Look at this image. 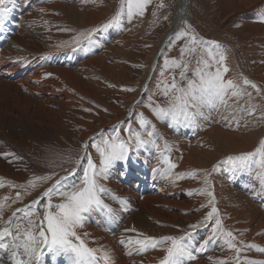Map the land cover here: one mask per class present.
I'll use <instances>...</instances> for the list:
<instances>
[{
  "label": "bare ground",
  "instance_id": "bare-ground-1",
  "mask_svg": "<svg viewBox=\"0 0 264 264\" xmlns=\"http://www.w3.org/2000/svg\"><path fill=\"white\" fill-rule=\"evenodd\" d=\"M69 1L75 2L73 6L77 5L83 9L79 16L71 12L72 8L66 10L63 15L62 10L57 7V0H14V3L7 5L11 11L0 15V87L4 90H0V126L14 135L21 137L23 133H32L38 139L43 132L54 133L62 126V120L64 119L62 117L70 105L80 100L81 96L88 99L90 96L95 98L100 94L101 87L99 88V86L102 85L101 82L98 81L99 83H95V86L91 84L86 77L85 67L95 63L101 65L102 56L87 60L88 57L86 58L84 55L86 52L85 42H82L77 50L72 49L60 55L55 54L50 49L55 46L57 39L62 36L61 32L64 29L62 24L65 21L71 23L79 21L84 25H90L99 23L107 13L104 14L102 7L85 11L88 7L87 0ZM209 3L214 4L212 7H214L215 13L223 26L233 28L238 20H242L241 27L234 31L231 29L232 32L227 36L226 33L217 30L221 27L215 28L216 26H213L210 22ZM65 5L63 4V6ZM262 8H264V0H175L172 27L167 30L159 42L153 57L152 69L145 77L141 91L133 99V95L129 96L122 107L124 108L128 101L132 99L129 103L131 112L135 109L134 105L150 82L152 71L165 44L173 33L188 21L196 30L214 35L226 45L228 56L232 61L230 71H232L233 77L238 81L241 78H247L260 88L261 93L259 92L258 99L260 100L261 109L264 110V13L262 15L257 13ZM254 19L259 23L252 21ZM238 24L240 25L237 22L236 25ZM49 73L51 75H48ZM248 85L251 86V84ZM40 114L50 117L48 120L53 124H43L44 121L41 120L42 116ZM97 122L95 124L92 122L86 123L87 128L79 134L81 137L83 134L85 143L88 145L90 144V136L97 132L96 129L100 127ZM223 129L217 125L208 133L211 145H208L206 149L200 147L199 141L192 145L190 149L186 147V153L179 162L180 169L192 172L191 170L200 168V172L202 167L211 166L218 157H222L223 153L251 149L260 136L259 132L240 134ZM5 149L6 145L0 146V173H3V175L18 174L14 173L13 169L19 162L10 164L9 162L13 160L5 152ZM167 151L162 154L157 152L154 146L143 148L139 152L131 153L126 161H117L110 169L106 179L108 184H104V186L113 196L126 200L127 208L121 205L119 199L105 196L104 202L110 206L112 212L108 213L106 210L97 209L89 214L82 228L83 235L80 236L90 248L97 249L98 264H109V261L104 260L105 254L110 257V264H153L157 263L160 256L164 254V250L159 246L156 249L139 253L134 246L127 243L129 238L136 239L139 237L136 236L133 230L126 227L127 225H124V221L128 217H132L139 227L153 229L152 232H155V230L163 231L164 229L172 231L177 226L187 227L192 220L201 218L203 213L195 211V209L204 201V195L201 192L194 195V190L204 184V175L194 173L192 176L182 178L181 181H178L180 184L176 185L171 178L173 173L172 171L169 172L170 167L161 159V157L170 154L168 153L170 151ZM80 155H84L83 151ZM5 157L8 159H5ZM19 165L21 164L19 163ZM85 168L86 160L79 166L74 164L41 189L33 198L31 197L32 199L13 208L11 216L16 209L24 208L31 201L40 198L44 190L60 177H67L62 182L64 184L78 183L83 177ZM73 169H75L74 172ZM70 172H73V174L69 175ZM23 177L24 174L19 173L17 178L23 179ZM212 179L215 180L216 177L212 176ZM214 185L218 195L223 192L226 195L228 194L225 202L220 205L227 215V222L231 223L233 217H240L242 222L236 224H240L242 227H251V233L241 234L244 235L241 237L243 240L245 238L250 241L251 236L257 230L264 229V207L259 204L260 202L253 201L252 197L254 199L258 197L255 190L245 188L246 190L243 191V189L233 187L230 184L216 183V181H214ZM248 191L252 192V196L247 193ZM218 197H215V203H217ZM45 201L41 199L39 206L44 204ZM20 214L22 212L16 213V220ZM6 220L2 214L0 225ZM207 228L193 233V242L197 247L206 235ZM227 229L229 230V228ZM85 233H87L86 236ZM122 240L125 243L122 244ZM255 240L264 244V231ZM89 241L91 244H89ZM222 241L221 239L212 244L214 253H220ZM228 252H223V254L228 256ZM44 260L45 264H69L66 257L61 256L53 259L51 254L45 255ZM0 264H12L2 249H0ZM183 264L191 263L185 258ZM195 264H199V261Z\"/></svg>",
  "mask_w": 264,
  "mask_h": 264
},
{
  "label": "rangeland",
  "instance_id": "rangeland-1",
  "mask_svg": "<svg viewBox=\"0 0 264 264\" xmlns=\"http://www.w3.org/2000/svg\"><path fill=\"white\" fill-rule=\"evenodd\" d=\"M57 1V7L62 10L61 13L63 15L66 10H70L71 8V12L78 16L80 15L79 13L83 11V9H81L79 6H73L75 5V2L73 1ZM62 3L66 5L63 6ZM87 4L88 7L85 11L91 10V8L98 9V7H102V9H104V14L105 12H107L106 15L99 23L90 25H84L79 21H77L78 23L72 21L74 24L70 21H65L62 24V28L66 30L62 29V36L57 39L55 46L50 48L51 51H53L55 54L60 55L72 49L77 50L78 46L74 42L75 37L82 32H86L93 28H98L100 25L108 22L120 7L121 0H87ZM213 5V3L208 4V9L210 11V22H212L213 26H216L215 28H218V26L221 27L217 30H221V32L226 33L227 36L230 32H232L231 29L234 31L241 27L242 20H238L237 22L240 23V25H236V22V24L233 25V28H227L223 26L221 20L218 19L219 17L215 13L214 7H212ZM174 9L175 0H151V3L148 5L143 17L136 16L131 20V22H129L127 19H124L122 21V26L120 27L113 26L107 30H100L94 33V42L90 45L86 41H82L83 43L85 42L86 54L84 53V55L86 56V58L88 57L87 60H90V58H94L97 56L103 57V64L101 63V65H99L98 63H95L94 65H88L85 67V70L87 71L86 77L88 81L91 84H94V86L95 83L100 81L102 84L101 86H99V88L101 87V91L100 94L95 98L90 96L87 99L81 96L82 98L80 97V100L70 105L62 117V119H64L62 120L63 124L60 129L55 130L54 133L51 132L52 134L43 132L40 138L37 139L33 136L32 133H23V135L20 137L12 134V132L0 126V138H2L0 139V142L2 143H0V146L6 145L5 152L9 154L8 156H10L13 160L9 163L12 164V162H19L21 164L19 165L18 163L17 166H15L13 169L14 173L18 174L14 175L11 173L3 175V173H0V183L4 185L3 187H0V203L4 205L2 214L5 219H8L11 216L13 208L22 205L28 200L32 199L41 189L50 184L61 173L67 171L74 164H76L75 161L78 158V154L82 152V145L85 144V138L83 134L82 137L79 134L87 128L85 126L86 123L92 122L93 124H95L97 122L95 120H98L100 122H97L99 123L97 125L100 127L96 129L97 132L93 133V135L90 136L91 138L88 148V154L91 156L94 162L99 163L100 156L93 145L100 144L103 139L113 137L117 134L121 139L128 140L130 135L139 132L143 139L151 142L145 144L143 147L136 148V141L134 139L130 140L129 144L131 146V150L128 156L133 152H139L143 148L146 149L152 146L155 147L157 152H161L162 154H164V151H170H167L170 154H167L164 157H160L162 159V162H166L169 167L170 165H175L174 168H171V171L173 173L171 178L175 181L176 185L180 184V182L178 181L182 180V178H180V174H185L183 176V179L189 175L192 176L194 173L203 174L204 177L205 175H207V179L209 181V184L211 185L208 190L214 193V198H217V196H219L217 199V203H215V206L220 210L219 215L221 220H223L222 227L225 230H228L227 228H229V230L233 231L235 236L238 238L236 240L237 247H239L241 251L239 252V254H237L234 249L229 248L224 243V241H222V249L220 253H214L212 243L209 244L205 251H196L195 253H193L195 259L186 258L190 261L191 264H195L198 261L199 264H220L221 261H227V264H249V261L251 260L264 262V256H261L264 255V251H261V249H264V244L255 240L257 239L258 235L262 234L264 229L262 230L261 228L259 229V231L257 230L251 236L252 239H250V241L245 238L244 241L243 238H241L244 235L241 234L251 233V227H242L240 226V224H236L237 222H242V219H240V217H233L231 223L227 222V215L224 213V209L220 205L225 202L228 194L226 195L223 192L218 195L217 189L214 185V181H216V183L224 182L227 185L230 184L233 187H237L241 190L243 189V191L246 190L245 188H248V190L253 189L257 192L256 196H258L255 197L256 199L252 197L253 201L256 203L260 202L259 204H262V206L264 207V185L261 184L262 177L258 175V173L261 172L259 165H254L251 169L245 170H241L239 168L234 169L230 161L228 160V157L230 156L235 157L242 153L254 152L255 149L259 146L260 142L264 140V110L261 109V104L259 102L260 100L258 99L259 94L261 93L260 88L258 86L256 87L257 89L254 88V83H252L251 86L248 84H244V86L242 82L244 81V79L241 78L238 81L233 77V73L232 71H230V68H232V61L228 56L226 45L223 44V42H221V40L216 36L196 30L191 25V23H188V21H186L181 26L182 28L180 27L175 33H173V35L165 44L166 47L164 46L162 52L158 57L155 68L152 71L150 82L146 86L145 91L142 92L139 99L135 103V109L131 112L129 103H131L132 99L135 98V96H137V94L141 91L144 79L152 69L153 57L159 45V42L163 38L167 30L172 27ZM257 13H261L262 15L264 13V8L258 10ZM252 21L257 22L256 19ZM188 25H190L191 28L194 29L195 34H197L199 38H202L204 41L209 42V44L207 45L208 47L215 49L216 45L212 44L211 42L215 41L219 43L222 50L225 51L227 56V60L225 63L228 67V71L224 73V79H232L234 82L237 81L236 83L240 86L239 91L243 93V95L232 96L231 90H229V94L224 98L226 103L221 104L219 101H217L215 107H204L202 109L203 115L197 116L195 124L186 121L184 119V116L181 115L179 117V122L173 125L171 117L160 119L155 115L152 108L149 107V104L153 105L154 107H168L171 93L169 97H165L162 94V87L163 82L166 81L170 83L173 77L180 87H185L188 83V80H198V77L195 75V69L198 67L197 60L201 59L203 53L198 49L195 53L184 52L182 54L181 49L186 44V40L178 39L175 35L181 30H187ZM173 60L177 62L182 61L188 64V70L185 73L184 79H181L180 77V72L183 69L173 66ZM200 67H202V65H200ZM215 67L216 65L213 64V71L215 70ZM0 90L4 91L3 89H1V87ZM132 95V99L129 100L127 105L123 108L122 105L126 103V100H128L129 96ZM253 107L255 108V112L249 114L250 109ZM40 115L42 116L41 120L44 121L43 124L50 123V121L48 120L50 119V117H47L43 114ZM142 117L147 121V124L144 126H142L140 122ZM213 125L215 127H217L218 125V127L220 126L227 131L240 134L259 132L260 136L251 149L243 151L241 150L238 152L223 153L222 157H218L212 163V165L215 163L213 166H207L206 168L202 167L200 172V168L198 170L196 169L197 171L195 169L191 170L192 172H190V170L182 171L179 167V162L181 157L186 153L187 148L190 149L191 146L195 145L198 141L201 144L200 147L205 149L208 147V145H211L209 142L208 133L213 128H215ZM210 127L212 128L211 130L209 129ZM149 131H154V135L152 137L147 136V132ZM193 142L194 144H192ZM187 144L188 146H186ZM170 148H172L173 150H169ZM6 158L7 157H5V159ZM214 167L215 170H213ZM176 168L177 170H175ZM19 173L24 174L23 179L17 178L19 176ZM53 173H55V175H52ZM48 175H52V179L45 182L36 181L35 188L28 184V181L33 180L35 177ZM212 176H215L216 179L213 180ZM100 182H102L103 185L108 184L106 179H101ZM12 185L16 186L13 187ZM204 187L205 184L199 186V188L195 190L193 189L195 192L194 195L199 194L200 191L198 190ZM17 193L21 194L20 199H17ZM247 193L252 196V192L248 191ZM202 195H204V201H202L203 203L201 202L200 206L196 208L195 211H199L203 214L200 219L192 220L193 222L191 221L190 224L188 223L189 225L203 221L207 212L211 210L210 206H208V201L209 199H211V197L206 194ZM59 200L60 198L58 196L53 197V203H58ZM44 204L39 206L38 211H42V206ZM202 205H204V207H201ZM25 216V213L20 214L17 218V221L22 224V227L27 228L29 227V225L27 224ZM32 219L35 220L36 217L33 216ZM126 220L124 221V225H127L126 227L133 230L136 236H139L138 238L140 239L151 235H154L153 237L156 238L169 235L182 236L186 232L192 231L189 226H185L183 228L177 226L175 227L176 230L174 227H172L174 228L172 231L164 229L163 231L155 230V232H152L154 230L151 228L139 227L138 225H136L137 223L132 217H128ZM205 223L207 224L206 227L208 228L206 231V235L204 236V238H202L201 241H203L207 236L211 234V230L213 227L210 222L205 221ZM206 227L197 228L194 232H197V230L204 229ZM77 232L79 235H83L82 228L77 229ZM89 244H91L90 241ZM159 247L164 250V254L159 258L160 261L165 255V248L167 247V245H161ZM226 251H229V254H227L228 256H225L223 254V252ZM196 255L198 256L196 257ZM159 261L153 264H159Z\"/></svg>",
  "mask_w": 264,
  "mask_h": 264
},
{
  "label": "snow or ice",
  "instance_id": "snow-or-ice-1",
  "mask_svg": "<svg viewBox=\"0 0 264 264\" xmlns=\"http://www.w3.org/2000/svg\"><path fill=\"white\" fill-rule=\"evenodd\" d=\"M11 3H14V0H0V15L11 11L7 7ZM150 3L151 0H121L120 7L108 22L98 28L78 34L74 42L78 47L81 46L82 41H86L89 45L92 44L94 33L107 30L113 26L120 27L124 19L131 22L136 16L143 17ZM175 35L178 39L186 40V44L181 49L182 54L184 52L195 53L198 49L203 53L201 59L197 60L198 67L195 69L198 80H188L185 87L178 86L174 77L170 83L163 82L162 94L169 97L171 93L168 107H154L151 104L149 107L160 119L171 117L173 125L179 122L181 115L186 121L195 124L197 116L203 115L202 109L204 107H215L217 101L221 104L226 103L224 98L229 94V90H231L232 96H241L243 93L239 91L240 86L232 79H224V73L228 71L225 63L227 56L218 42H211L216 45L215 49L208 47L209 42L199 38L190 25L187 26V30H181ZM213 64L216 65L214 71L212 70ZM172 65L183 69L180 72V77L184 79L188 64L173 60ZM243 83L252 84L253 82L245 78ZM253 87L257 86L253 84ZM252 112H255L254 107L250 109L249 114ZM140 122L142 126L147 124L143 117ZM153 135L154 131L147 132L148 137ZM133 139L136 141V148L151 142L143 139L139 132L130 135L128 140L121 139L118 134L105 138L100 144L93 145L99 153V163L92 160L88 154L89 145L85 143L82 145L84 155L78 154L75 161L76 165L79 166L86 160V168L78 184H64L62 182L67 177H60L44 190L40 198L31 201L24 208L16 209L12 216L0 225V249L7 254V258L12 264H45L44 257L47 254H51L53 259L61 256L66 257L69 264H98L97 249L90 248L78 234L77 229L83 228L89 214L97 209L106 210L108 213L112 212L110 206L104 202L105 196L119 199L121 205L127 208V201L113 196L107 187L100 183V180L108 178L110 169L117 161L128 159L131 150L129 141ZM228 160L234 169L245 170L251 169L254 165H259L261 172L258 175L262 177L261 184L264 185V140L260 142L254 152L242 153L235 157L230 156ZM174 167L175 165H170L169 172ZM74 171L75 169H73ZM73 172H70L69 175ZM52 175L35 177L33 180H29L28 184L35 188L36 181L51 180ZM184 175L180 174V178H183ZM204 184L205 187L199 191L201 194L211 197L208 201L211 210L207 212L203 221L189 225L192 231L186 232L182 236L129 238L127 243L134 246L139 253L167 245L165 255L159 264H183L185 258L195 259L194 252L205 251L209 244L221 239L229 248L234 249L239 254L241 249L237 247V237L233 231L225 230L222 227L220 210L215 206L214 193L208 190L210 184L207 175L204 177ZM3 186L0 183V187ZM12 186L15 187L16 185ZM56 196L60 200L58 203H53V197ZM16 197L20 199L21 194L17 193ZM41 199L46 200V203L42 206V211H38ZM3 207L4 205L0 203V216H2ZM17 212L26 214L25 218L29 227H22V224L15 219ZM33 216L36 217L35 220L32 219ZM205 221L213 225L211 234L197 247L193 242V233L197 228L206 227ZM86 235L87 233H85ZM121 243L123 244L125 241L122 240ZM104 260L109 261L110 264V257L107 254H105ZM220 264H227V261H221ZM249 264H264V262L251 260Z\"/></svg>",
  "mask_w": 264,
  "mask_h": 264
}]
</instances>
